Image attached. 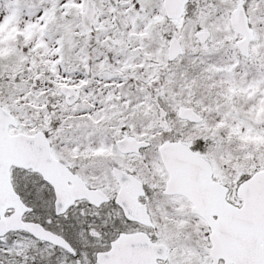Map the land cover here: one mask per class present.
Returning <instances> with one entry per match:
<instances>
[{"label": "rangeland", "instance_id": "1", "mask_svg": "<svg viewBox=\"0 0 264 264\" xmlns=\"http://www.w3.org/2000/svg\"><path fill=\"white\" fill-rule=\"evenodd\" d=\"M92 1L98 16L86 29L85 0H0V106L18 124L9 133L45 131L55 159L108 193L116 186L112 167L133 174L147 190L144 203L167 248L166 264H211L202 249L205 224L183 198L161 195L166 174L156 148L165 139L196 145L213 178L229 188V201L240 204L238 180L264 169V2L241 0L255 36L246 59L229 25L240 0H190L178 21L165 19L161 0ZM198 30L210 32L205 44L194 37ZM173 36L184 54L169 63ZM103 68L119 75L101 74ZM62 85L79 90L72 105ZM179 106L195 110L201 123L179 120ZM128 135L152 147L122 156L114 142ZM11 179L34 208L31 218L66 238L76 254L8 236L0 238V264H95L114 220L126 225L115 209L93 212L86 203L55 218L51 188L39 176L12 170Z\"/></svg>", "mask_w": 264, "mask_h": 264}, {"label": "water", "instance_id": "2", "mask_svg": "<svg viewBox=\"0 0 264 264\" xmlns=\"http://www.w3.org/2000/svg\"><path fill=\"white\" fill-rule=\"evenodd\" d=\"M187 3L188 0H162L165 17L168 20L180 19ZM96 17V7L91 0H86L81 13L83 26L89 29ZM229 22L234 32L241 36L235 46L247 58L254 35L242 3L236 5ZM209 36L207 31L195 34L200 43H204ZM182 54L178 39L173 37L167 46L168 61L172 62ZM60 92L65 95L68 104L78 97L75 88L61 86ZM177 116L190 123L202 121L195 111L182 106L178 108ZM9 127H17V122L0 107V237L22 230L40 241L72 252L60 236L45 230L38 223L22 221L23 215L31 208L26 207L13 190L10 169L31 170L52 188L55 215L63 214L76 200H86L97 207L107 202L108 198L100 190L87 188L79 176L52 157L43 132L10 135ZM115 145L122 154H136L149 143L128 136L116 141ZM158 153L168 176L162 193L185 198L191 204L190 212L206 223L210 247L205 246L204 250L211 263L264 264V169L237 186L235 193L241 203L235 206L227 200L229 189L213 180L210 163L188 145L166 141L158 147ZM112 176L119 186L114 201L124 217L143 226H152L146 206L138 201L144 195L142 183L117 167L112 168ZM9 210L12 213L5 216ZM95 257L97 264H157V260H166V248L153 245L143 232L120 234L108 251L99 252Z\"/></svg>", "mask_w": 264, "mask_h": 264}, {"label": "flooded vegetation", "instance_id": "3", "mask_svg": "<svg viewBox=\"0 0 264 264\" xmlns=\"http://www.w3.org/2000/svg\"><path fill=\"white\" fill-rule=\"evenodd\" d=\"M105 71V72H104ZM113 71H116V70H112L111 68H103L102 70H101V74H108V75H119V71H117L118 73L117 74H111ZM64 86H66V85H64ZM68 87H72V86H68ZM75 88V87H74ZM77 89V88H76ZM80 93V92H79ZM79 93H78V97H79ZM78 99V98H77ZM64 101H65V103L67 104V105H69L67 102H66V99H65V97H64ZM43 133L44 134H47L45 131H43ZM141 154V153H140ZM71 170V169H70ZM20 171V170H19ZM73 173H75L73 170H71ZM22 172H29V171H22ZM76 174V173H75ZM164 184H165V182H164ZM163 187H164V185H163ZM14 190H15V192H16V189L14 188ZM52 191V190H51ZM144 191H145V193H144V196L143 197H141V199L139 200L141 203L143 202L144 203V198L147 196V190L145 189V186H144ZM162 191H163V188H162V190H161V195H163V193H162ZM103 192L105 193V195H106V197H108V201L107 202H103V203H101L100 205H98L97 207H94V206H91V205H89L87 202H85V201H74L73 203H72V205L70 206V207H68V209L65 211V213L63 214V215H61V216H55V218H59V217H66V216H68V215H70L71 213H72V211H77V209H80L85 203L89 206V208H90V210L91 211H98V210H101L102 208H104V207H111V208H113V209H115L116 211V214L117 215H119V218L118 219H122V220H124V222L126 223V225L125 226H118V223H117V221L118 220H114V230H113V234H112V237L110 238V240L108 241V246H107V248L105 249V250H102V251H106L108 248H109V246H110V243L111 242H113V241H115L116 239H117V237L120 235V234H130V233H135V232H140V231H142V232H145L146 234H147V236L149 237V240L153 243V244H161L159 241H158V238H159V231H158V226L156 225V223L152 220V218H151V220H152V222H153V228H147V227H142V226H140V225H137V224H134V223H132V222H129V221H127L124 217H123V215H122V213H121V211H120V209L118 208V206L116 205V203H115V196H116V194H117V192H118V187H117V185L115 186V190H113V192H111V193H108V192H106V191H104L103 190ZM17 193V192H16ZM18 196L20 197V199H21V201L25 204V205H27V206H29V207H31L32 208V212L31 213H28V214H26L25 216H24V218H23V220L24 221H29V222H31V221H33V222H35L32 218H31V215L33 214V213H35V210H34V208L30 205V203H28V202H25V201H23L22 200V198H21V195L20 194H18ZM52 196H53V202H54V195H53V192H52ZM164 197H178V196H165V195H163ZM53 202H52V207H53ZM147 206V205H146ZM108 224V223H107ZM45 229H47L46 228V226H44V225H42ZM127 226H133V229H129ZM86 229H88V228H86ZM47 230H49V229H47ZM50 231V230H49ZM27 236V237H29L30 239H32V240H34L35 242H39V243H43V242H40V241H38V240H36V239H34V238H31L27 233H25V232H22V231H19V232H15V233H8V234H6V235H4L2 238H4V237H8V236ZM98 234L95 232L94 233V236H97ZM64 238V237H63ZM71 246H72V244L66 239V238H64ZM44 244H46V243H44ZM48 245V244H47ZM55 248V247H54ZM72 248H73V253H70L72 256H74L75 254H76V251H75V249H74V247L72 246ZM55 249H58V250H61V249H59V248H55ZM61 251H63V250H61ZM101 251V250H100ZM65 252V251H64ZM97 252H99V251H96L95 253H94V256H95V254L97 253ZM65 253H67V252H65ZM69 254V253H68ZM30 258H32L31 256H30ZM35 263V262H34ZM36 264V263H35ZM96 264V263H95ZM157 264H163L160 260H157Z\"/></svg>", "mask_w": 264, "mask_h": 264}, {"label": "trees", "instance_id": "4", "mask_svg": "<svg viewBox=\"0 0 264 264\" xmlns=\"http://www.w3.org/2000/svg\"><path fill=\"white\" fill-rule=\"evenodd\" d=\"M194 149H196V150H199V148H198V147H196V146H195V148H194ZM246 177H247V176H242V177H241V180L245 179Z\"/></svg>", "mask_w": 264, "mask_h": 264}]
</instances>
